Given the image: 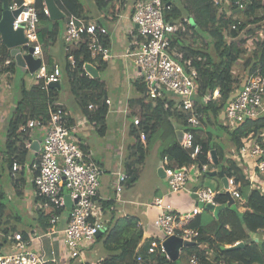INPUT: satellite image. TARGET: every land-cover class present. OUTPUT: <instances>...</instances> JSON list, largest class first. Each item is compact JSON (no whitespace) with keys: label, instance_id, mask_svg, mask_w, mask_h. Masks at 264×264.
I'll use <instances>...</instances> for the list:
<instances>
[{"label":"built area","instance_id":"1","mask_svg":"<svg viewBox=\"0 0 264 264\" xmlns=\"http://www.w3.org/2000/svg\"><path fill=\"white\" fill-rule=\"evenodd\" d=\"M211 8L221 11L223 6L226 19H230L234 10H241L245 4L241 0H209ZM42 10L48 16L45 0L41 1ZM164 4L162 0H138L131 14V22L137 35L134 37L132 51L127 55L133 58V63L139 77L148 87L147 100H156L159 96L168 95L174 97L176 108L183 115L182 121L186 123L188 130L183 131L180 145L189 152L190 158L195 161L201 153L199 145L193 146V132L201 123V115L195 109V96L199 93L198 66L204 60L201 52L185 56L178 51L172 36L176 34L175 26L167 21L163 15ZM9 10L20 9V12L12 21V28H21L24 32L25 42L19 46V53H27L32 49V56L41 59V44L37 34L38 10L35 0H21L8 5ZM258 24L261 27L253 29L256 25H248L254 35H249L243 50H248L259 41H264V11ZM135 26H137L135 28ZM232 29L235 24H230ZM249 27L247 33L249 32ZM244 29V30H245ZM181 35L178 34L177 37ZM107 30L92 21H86L73 15H68L64 25V41L66 43V58L70 76L78 84H82L81 69L74 68L73 52L80 46L86 47L103 60L110 57V50L106 45ZM2 40L0 37V46ZM196 45V44H194ZM199 45L197 44V46ZM241 64V62H239ZM85 69V66H83ZM235 68V66H234ZM234 68L233 71L234 72ZM35 82L43 81L45 85L56 82L61 75V69L54 66L51 71L41 60L39 68L33 73ZM218 95L214 91L213 97ZM79 99L87 105L88 110L96 107L84 93H80ZM168 99V97H167ZM109 101L106 100V104ZM228 124L234 126L246 118H257L264 114V77L258 72L245 76L240 89H237L233 98L228 100L222 111ZM47 123L41 120L28 119L18 128V132H27L30 129L42 130L40 141V157L37 162L30 165L32 173L31 182L36 196L42 208L52 207L54 211L49 214L46 221V232L24 236L20 232L3 234V242H7L6 251L0 253V264H51L50 259L42 251H37L32 243L34 239L41 241L44 235L62 234V245L67 248L72 258L78 257L88 246L97 239L98 234L105 233L106 224L104 208L98 191L100 176L103 174L100 167L93 160L79 142L77 127L66 116V111L61 105L49 107ZM132 125L138 131L142 139L146 134L140 130V116L134 117ZM30 144L27 145V147ZM211 163L210 153L206 155ZM10 177L16 179L17 173L22 170V165L16 157H10ZM167 157H164V162ZM238 164L242 166L246 179L251 188H260L256 180L258 176L264 177V146L245 140L240 148ZM250 161V163H248ZM252 162V164H251ZM203 174L209 170L208 164L190 163L181 167H164L165 179L168 183V194L164 197H155L151 205L157 210L153 219V226L161 232L158 237L151 238L148 253L156 248L165 254L162 242L169 236H177L184 241H194L198 237V230L190 228L188 224L195 215L202 212L205 204L218 206L216 200L217 191L210 187L200 188L194 191L196 205L190 210H178L167 200L168 196L177 194L185 187L189 176L194 171ZM127 181L125 173H117L114 192L118 195ZM241 182L233 178H226V187L223 193L228 192L234 200H241ZM68 197L71 206H67L65 199ZM68 208L64 227L57 228L61 220V214ZM264 242V240H262ZM238 244V243H236ZM3 251V250H2ZM1 252V251H0ZM83 256V255H82ZM113 256H107L106 261H113ZM191 263H196V257H190ZM140 261V258L137 259ZM221 264V263H220Z\"/></svg>","mask_w":264,"mask_h":264},{"label":"trees","instance_id":"2","mask_svg":"<svg viewBox=\"0 0 264 264\" xmlns=\"http://www.w3.org/2000/svg\"><path fill=\"white\" fill-rule=\"evenodd\" d=\"M20 1L6 0L8 5ZM41 1L35 0L38 10L37 34L41 47L45 50L53 45L58 35H60V25L58 24L59 22L50 19L49 16L43 13ZM60 1L66 10L76 17L88 21L96 19L92 18L91 15H87L86 6L81 0ZM137 1L135 0L133 3V11ZM162 1L164 4V18L167 21H171L175 26L176 34L172 36V39H174L177 50L183 52L185 56H192V54L197 52H201L204 56L202 64L198 66V83L200 87L199 93L195 96V109L200 113V120L203 123V117L208 111L211 112L213 117L223 111L228 100L233 98L237 89L241 88L245 76L258 72L264 77V41H259V45L252 47L250 51L243 50L249 35H254L248 25H256L253 28L254 30L261 27L258 22L262 19L259 15L264 11V0H241L245 6L240 12H237L235 18L231 16L228 20L226 19V11L223 6H220L222 7L221 11L213 10L209 0ZM126 2L127 0H114L116 10H119ZM94 4L96 9L103 11L105 14L109 12L110 3L106 0H94ZM1 14L2 0H0V18ZM239 14L242 15L239 16ZM106 18H109L108 13ZM96 23L98 25L106 24L101 19L97 20ZM230 24H235V28L232 29ZM247 27H249V32L244 33V29ZM178 34L181 36L177 37ZM200 36L204 37L203 43L199 40L194 42V38H201ZM197 44L199 47H195ZM2 45L1 43L0 52L5 49ZM207 46L212 48V56L209 54ZM73 56L75 61L74 68L81 69L82 84L76 83L70 76L69 66L66 63L72 91L81 109L84 110L90 121H93L98 130H100V127L105 125V116L108 113L106 91L100 79L89 77V74L83 68V66L87 67L89 62L94 61L97 55L86 47L80 46L74 50ZM235 65H240L243 70H241L239 76L232 72ZM46 66L49 71L53 68V65L47 64ZM12 69L13 66H10L9 71L12 72ZM242 74L245 76H242ZM133 85L139 95V98L135 99L134 102L143 104L142 102L146 99L148 92L146 83L139 77ZM216 90L218 95L213 97V93ZM57 93L58 90L56 88H49L43 81L29 87L28 95H33L26 100L24 105L28 104L30 106L33 98L42 99V103L40 108L32 110L29 116L22 115L23 106H18L17 108L19 109L15 111L14 117L8 122L3 144L4 150L0 147V161H7L9 170L11 156L16 157L20 164H24L29 153L27 145L30 144L33 131L38 129L18 132V128L31 118L47 123L49 107L61 105L56 103L57 98L55 97ZM80 93H84L88 100L94 104L96 107L94 110H88L87 105L81 102L79 99ZM173 107H175V102L167 99L166 95L163 99L159 96L156 100H147V104L142 106L143 113L141 112L140 114V130L146 134V138L142 139L138 131L132 126L130 134L134 143L128 148L129 153L125 162L126 182L133 183L139 177L145 160L146 144L163 118L172 116L173 111H175L177 120L186 125L181 119L183 118L181 111ZM191 130L193 132L192 145H199L201 153L193 161L189 152L184 150L179 143H176L167 152L168 160L170 161V166L168 167H181L190 163H197L198 165L208 164L210 171H222L224 177L233 178L241 182L239 191L242 202L240 200L239 203V200H235L233 205L221 210L217 216L205 210L204 207L201 214L195 215L188 226L198 230L196 245L185 247L183 250H192L190 254L196 257V263L189 261L187 264H264V242L259 243L252 238L253 234L264 231V189L250 187L249 180L246 179L242 166L233 160L232 156L234 154L231 151L207 141L206 137L200 136L198 130ZM245 140L264 146V114L257 118H246L232 127L230 141L233 149L238 154ZM211 150H215L217 154L219 166L217 165L216 169L206 158L207 153ZM228 153H232V155L229 156ZM40 154V150L33 153L32 161L37 162ZM209 170L203 173L202 179H213L215 177L208 175ZM18 176L15 180L17 183L20 181V185H22L24 179L18 178ZM212 189L217 191L216 200L218 204L225 205L227 202L225 194L222 191H218L217 187ZM2 197L3 193L0 189V200ZM110 203V201L103 202L104 208L107 209ZM239 207L243 209L240 211L238 210ZM4 214L5 206L0 202V231L3 234L14 232L15 228L2 226ZM105 230L107 234L104 237L103 233L99 240L102 241L104 252L108 256H113L114 259L111 262L103 261L102 264H179L178 261L182 253L179 254L175 261H171L160 251V248L148 253L151 239L148 240L144 236L143 228L133 215L116 218L114 223L112 222L110 226H106ZM23 234L24 236L27 235L26 232H23ZM236 243H242L243 245L238 248L227 249L228 246H234ZM138 258H140V261H137Z\"/></svg>","mask_w":264,"mask_h":264},{"label":"crops","instance_id":"3","mask_svg":"<svg viewBox=\"0 0 264 264\" xmlns=\"http://www.w3.org/2000/svg\"><path fill=\"white\" fill-rule=\"evenodd\" d=\"M81 1L85 4V6H86V4L90 5V7L86 6L87 15H89V16L91 15L92 18L93 17L96 18V19H92L89 21L96 23L97 20L101 19L103 22H106V24L101 25V26H103L107 30L106 45L110 50V57L106 60H103L100 56L97 55V58L94 59V61L89 62L87 64V66L89 68L85 67V72H87L89 74L88 75L89 77L91 76V78H99L100 79V81L104 85V88L106 91V99L109 101L107 103L108 113L105 116V125L100 127L101 129L99 130L102 135H105V133L108 131V126L106 124V120L108 119V117H110L111 115H114L115 113H117L120 110L124 111L125 115L130 114L133 118L138 117V116H140L141 112L143 113L142 106H144V104H147V100H146L147 98L142 102L143 104L134 102L135 99L139 98V95H137V93H135L136 95L132 94V91L134 90V87L132 84V79L136 77L137 72H136V68L133 64L132 57H130V55H127V53H126L127 51L130 52V51L134 50L133 49L134 45L132 44L134 37L132 34H127V33H131L132 30H134V26H133L130 18H131V14L133 11V3L135 0H127L126 4L122 5L119 10L118 9L116 10V8H115L116 6L114 3V0H106L107 2L110 3L109 9H108L109 12H107L109 15L108 19L106 18L107 13L105 14L103 11L96 9L95 4H94V0H81ZM54 2L56 4V6L58 7V9L60 10V12L62 13V18L59 20H56L57 22H59L58 24L60 25V35H58V38L56 39V41L53 45L47 47L45 50H43L41 47V51H42L41 60L46 65L47 64L53 65V67L58 66L61 69V75L59 78L60 79V88H63L64 87L63 84H65V88H66L65 100H67L69 98L70 94L74 96L72 101L70 102L72 107H73V110L72 111L70 110V106H69L70 103H68V101L62 100L59 93H57V95L55 97V98H57L56 103H59L62 105V107H64V109L66 111V116L77 127L78 139L82 143L81 144L82 147L87 152L90 153L93 160L96 162V164L102 170L103 174L100 176L102 178L106 172L105 168L103 167V165L101 163V161L104 160V158L103 157H100L99 159L94 158L93 151L95 149L92 147V150H91V145H90V142L88 140L90 131H97V130H95L97 128V126L93 121H90V118L85 114L84 110L81 109V107L77 103V101H76L77 98L72 91L71 82L68 79L67 70H66L67 59H66V54H65L66 43L64 41V25L67 21L68 15H70V14L73 16H75V15L70 13L68 10H66L65 6L63 5V3L60 0H54ZM239 11H237V12H239ZM3 12H4V8H3V0H2V14H1L0 22L3 18ZM86 21H88V20H86ZM96 24H98V23H96ZM0 37H2L1 32H0ZM8 38H9L8 43H5L1 39L2 44H3L2 46L5 47V49L2 50V52H0V124L2 125V133H1L2 141L0 140V147L5 141L8 122L11 118L14 117L15 111L19 109L17 107L23 106V108L21 110V114L29 116L31 114L30 112L32 110L39 109L40 104L42 103L41 102L42 99H34L33 98L30 106L28 104L24 105L26 103V100L33 95V94L28 95V91H29V87L36 84L34 79H33L32 83H30L29 85L25 84L26 86H24V82L21 81L20 82V88H19V90H17L16 89V83L17 82L15 81L14 77L12 78V76H13L12 74L17 70L20 71L21 73H24V72L28 73V70L26 68H23V67L20 68L15 62L14 50L17 48L18 43L21 42V40L24 38L23 30L21 31V34H17V32H14L10 36H8ZM10 66H13L12 72L9 71ZM109 66L113 67V68H118V70L122 73L123 78H124L122 81L125 83V95H124V93L117 92L116 96H114V98H112V95H110V93H109V88H108L106 82L101 80V73ZM62 76L66 77L65 81H62ZM115 88H116V86H115ZM114 99L117 100L116 101L117 105H116L115 109L112 108L114 106ZM132 126H133L132 123H130L128 125L127 132H125V130L122 127L120 128L121 131L124 133V136H126L128 134L131 137L130 132H131ZM120 129H119V131H120ZM113 131H115V128L113 129ZM33 141H39V142L41 141L35 137V131H33L29 146L32 145ZM117 141L119 142L118 138H117ZM133 143H134V141H132L127 146V148H129L131 145H133ZM176 143L178 144L179 142L175 141L174 143H172L169 146V148ZM249 143H252V142L249 141ZM119 145H121L120 142H119ZM28 148H29V153H28L29 156L33 155V153L39 152V150L35 151L34 149H31L30 147H28ZM169 148L167 149V151L165 152V155L163 156V161H164V157L167 156V152H168ZM31 163H33L32 160H31ZM31 163H30V165H31ZM248 163H250V161H248ZM167 164L168 165L170 164V161L168 160V156H167V161L164 163V165H162V167H159V169H158L159 176L165 181H166V179H165L163 168L167 167L166 166ZM251 164H252V162H251ZM21 165L23 168L20 171L21 173L20 172L19 173L23 174L25 168H24L23 164H21ZM28 169L30 170V166ZM141 170H142V167H141ZM9 173H10V170H9V167L7 166L8 179H9L10 183L12 184V186L15 188V190L18 191V193H19L20 192V186H21L20 181H19V183H17L16 180H14L10 177ZM123 173L126 174V172H123ZM18 174H17V176H18ZM31 175H32V173H31ZM191 175L193 177L192 181L189 182V180H187L188 183H186L185 187L183 188V190L181 192L167 197V200L170 203H172L178 210H183V211L190 210L194 205H196V201L193 197V195H194L193 192L199 190V189H196V187L197 186H199L201 188L206 187V186H204V184L202 182L200 183L197 179V177L199 175H201L199 172H197L195 170L194 172H192ZM17 176H16V178H17ZM18 178H19V176H18ZM256 180L260 183V185H259L260 188L264 189V177L258 176ZM27 181H29V182L31 181V176L28 177L26 180H24V182H22V190L25 191L27 194H29V197L32 198L34 196L38 200L36 193H35V189L33 187V184H30L31 190L30 189H24L26 186V185L24 186V184ZM106 183H107L106 181H104L103 183L100 182L99 191H98V195L102 201V204H103V202H109V201L111 202L107 206V209L104 208V206H103V208H104V218L103 219L106 221L105 222L106 226L107 225L110 226V224H112V222L114 220L113 217L119 218V217H124L126 215H133L137 219L139 225L143 228L144 236L148 240H150L151 238H154V237L159 238V236L161 235V232L159 230H157L153 226V223H152L153 219L157 215V210L152 205L150 206L149 203L148 204L144 203L142 201V197H140V196L136 197V198H134L133 196L128 197L126 194L122 195L123 191H121V195L119 198L117 197L116 194L112 198L105 196L106 194L103 193V190H105V188H106ZM107 188H109V185ZM158 188H159V190H157L158 193L160 191L164 192L162 194L163 196L162 195H155L153 197V199L157 196L164 197V196H167V194H168V190H166L167 186L163 187V189H161V190H160L159 186H158ZM223 188L224 187L217 188V190L223 191ZM234 202H235V200H234ZM241 202H242V200H241ZM239 203H240V200H239ZM145 204H146V207H148V205L151 207L150 210L147 209L146 212H144V214L148 218V219H146V222L142 218H140L136 215V212L140 210V207L145 205ZM129 205H130V207H129ZM30 208H31V206H30ZM242 209H243L242 207H239L238 210L241 211ZM117 211H119L116 214L117 216H114V212H117ZM211 213H213V212H211ZM32 216H33V219L36 217L35 215H32ZM65 219H66V215L63 216L61 214V220L57 224V228L59 230H62V228L64 227ZM36 223H37V225H39L40 228H42L43 232L46 231V228H45L46 223H45V221L41 222V217L36 220ZM14 232L23 233L25 231H20V230L15 229ZM26 233L28 235L30 234L31 236L32 235L34 236L35 234H41L40 232H37V233L26 232ZM45 236H52L51 240L56 243V246L58 245V248L63 247V245H62V234L60 232H58V233H55L52 235H44L42 237L41 241H37L36 239H34L32 245L37 251H42L45 253V249H44V245H43V238ZM101 236L102 235H98L94 244L91 246H88V250L85 251V254L83 255V258H82V261H81L82 264H87V263L88 264H95V263L102 264L103 261H106L105 259L108 255L102 249V241L99 240V238ZM252 238L256 242H259V243L262 242V240H264V231L253 234ZM193 242H195V245H196V239ZM93 247H95V248H93ZM183 249L180 250V253ZM2 250L6 251L4 243H0V251H2ZM60 254H61L60 249H50L49 257H48V259H50V263L51 264H60L61 263V260H59ZM45 255H46V253H45ZM191 256H193V255L190 254V257ZM79 263L80 262H78L77 264H79Z\"/></svg>","mask_w":264,"mask_h":264},{"label":"rangeland","instance_id":"4","mask_svg":"<svg viewBox=\"0 0 264 264\" xmlns=\"http://www.w3.org/2000/svg\"><path fill=\"white\" fill-rule=\"evenodd\" d=\"M86 6L90 7L89 4H86ZM240 12V11H239ZM233 18L237 16V12H232L230 14ZM242 14H239L241 16ZM247 29L244 30V33H247ZM133 37H136L137 32L136 30H132L131 33ZM201 38H194V42L199 40L202 42L204 40V37L200 36ZM193 42V40H192ZM203 43V42H202ZM258 46L259 43H256ZM207 50H209V54L212 56V48L207 46ZM67 59V58H66ZM133 59V58H132ZM134 64V63H133ZM21 68V67H20ZM241 66L235 65L234 68V74H238V76L241 74ZM243 71V70H242ZM137 72V71H136ZM29 73V72H28ZM27 72L21 73L20 71H15L12 75V78L14 77L16 83V89L19 90L20 88V82H24V86L29 85L32 83L34 79L33 74H28ZM242 76H245L242 74ZM123 75L118 70V68L113 67H107L102 73H101V80L105 81L108 88L109 93L112 95V98L116 96L117 92L124 93L125 95V83L122 81ZM139 79V74L136 73V77L132 79V84H134L135 81ZM66 77L62 76V81H65ZM26 84V85H25ZM63 88H60L58 90V93L60 94L62 100H65V93L66 88L65 84H63ZM116 86V88H115ZM134 87V85H133ZM135 90V87H134ZM132 91V94L136 95L135 91ZM138 95V94H137ZM73 95H69V98L65 101H68L70 103L73 99ZM168 99L174 101V97L171 95L167 96ZM117 100L114 99V106L112 108H116ZM203 102V101H202ZM123 103V102H122ZM70 110H73V107L71 103L69 104ZM176 107V106H175ZM175 107H173L175 109ZM225 108V107H224ZM117 112V111H116ZM137 114V113H136ZM133 117L129 115H125L124 111L120 110L114 115H111L106 120V124L108 126V131L105 133V135H102L100 131L98 130V127L95 129L97 131H90L89 134V142L92 147L95 149L93 151V156L95 159H99L100 157H103L104 160L101 161L103 167L105 168L106 172L103 175V177H100V182L103 183L106 181V188L103 190V193L106 194L105 196L112 198L115 196L114 188L117 180V173L119 172H126V159L127 155L129 153V150L127 146L133 141L132 136L130 137L128 134L124 136V133L121 131V127L127 132L128 125L132 123ZM203 123H200L198 127L195 129L198 130V133L202 137H206L207 141L211 143H215L218 146L223 147L227 151H231L234 156H232L233 160L238 164L239 161V154L238 152H235L233 149V146L230 141V131L232 130V125L230 126L225 119V117L222 115V112H220L216 117H213L211 112L208 111L207 114L203 117ZM115 128V131L113 129ZM120 129V131H119ZM187 129V126L183 123H180L177 121V116L175 111H173V115L169 117L163 118L162 122L158 125L157 129L152 132L149 141L146 144V155H145V161L142 166V170L140 172L139 177L133 182L129 183L125 182L122 195L133 196L136 197H142V201L146 204L149 203L151 206V202L153 200V197L155 195H162L164 192L160 191L158 193L157 190H159L158 186L160 187V190L163 189V187H166V190H168V183L167 180H163L158 173L159 167H162L164 165L163 156L165 155V152L169 148V146L174 143L177 140V130H183L185 131ZM35 131V137L39 140L42 139V132L38 128ZM76 131V135H78ZM1 133H2V125L0 124V140L1 139ZM123 135V136H122ZM78 138V136H77ZM117 138L119 139V142L117 141ZM80 142V140H79ZM4 144V143H3ZM3 144L1 145V149L4 150ZM80 144H82L80 142ZM124 147V148H123ZM232 153H228V155H232ZM238 154V155H237ZM34 156L28 155L26 160L24 161V172L23 174H19V178H23L26 180L28 177L31 176V171L28 169L31 163V160ZM219 166V164H217ZM217 165H213L214 169L217 168ZM7 161L2 160L0 162V189L2 190L3 197L1 198L0 202L5 206V214L3 216V227L7 228H15L20 231L25 232H33L37 233L40 232L41 234L45 233L43 232L42 228L37 225L36 220L41 217L42 221H47L49 214H51L54 209L52 207L49 208H42L40 201L36 199V197H29V194H27L25 191L22 190V185L20 186V192L15 190V188L10 183L8 176H7ZM170 166V165H166ZM203 174L199 175L197 177L198 181L204 184L206 187H217L222 188L224 187V182L222 178H220L218 175H215L213 179L204 178L202 179ZM219 178H218V177ZM193 179L192 175L189 176L188 180L191 182ZM188 183V182H187ZM31 181H27L24 186V189H30ZM109 185V188H107ZM201 187L197 186L196 189H200ZM121 195V192L117 195L119 198ZM163 196V195H162ZM31 200V201H30ZM39 201V202H38ZM146 204L140 207V210L136 212V215L140 218H142L145 222L146 215L144 212H146L147 209L150 210V206L146 207ZM31 208H30V206ZM130 207V205H129ZM31 209V210H30ZM68 208H66L62 215L67 216ZM114 212V216H117L118 213ZM36 217L33 219V216ZM113 223L116 219V217H113ZM104 237L107 234V231H105ZM50 239V240H49ZM52 236H45L43 238V245L46 253V257H49V251L50 249H60L61 254L59 256V260H61L60 264H82V258L85 254V251L88 250V248L84 247V250L81 252V254L76 257L72 258L70 256L69 250L65 247H59L56 246V243L51 240ZM0 243H4V246H7V242H3V234L0 231ZM94 244V243H93ZM92 244V245H93ZM95 248V247H93ZM59 251V250H58ZM190 251L182 250L180 260L178 261L179 264H187L189 263V257H190ZM4 251H1L0 253H3ZM88 264V263H87ZM97 264V263H95Z\"/></svg>","mask_w":264,"mask_h":264},{"label":"water","instance_id":"5","mask_svg":"<svg viewBox=\"0 0 264 264\" xmlns=\"http://www.w3.org/2000/svg\"><path fill=\"white\" fill-rule=\"evenodd\" d=\"M45 3H46L47 10H48V16L50 19L59 20L62 18V13L60 12L58 7L56 6L54 0H45ZM3 8H4V12H3V18L0 22V32L2 34L1 39L5 43H8V39H9L8 36H10L12 33L17 32V34H21V31H22L21 28H19L17 30H14L12 28V21H13L14 17L20 12V9L10 11L8 9V5H7L6 0H3ZM237 11H239V9L234 10V12H237ZM136 27L137 26H135V28ZM25 41H26L25 38H23L21 40V42L18 43L17 48L14 50L15 62L19 67L26 68L29 73L33 74L37 70V68H39V66L41 64V59L40 58H34L32 56V54H31L32 49L31 48L28 49L27 53H24V54L19 53V46L22 45ZM87 68H89V67L87 66ZM48 87L49 88H56L57 90H59L60 89V79H58L56 82H49ZM176 134H177V140L180 143V141L182 139L183 131L177 130ZM30 148L34 149L35 151H38L40 148V142L39 141H33ZM209 153H210L212 164L217 165L218 159H217V154H216L215 150H211ZM208 175L209 176L218 175L220 178H222V180L224 182V187H226V177H224L222 171L212 170L208 173ZM224 194L227 198V202L225 205H218V206L214 207L211 204H205L203 206L204 209L208 210L210 212H213V214L215 216H217V214L221 210H223L226 207H230L231 205H233L235 202H234V199L230 196V194L227 191L224 192ZM193 197H195V195H193ZM68 200H69L68 197H66V199H65L66 205L71 206V202ZM194 245H195V242L184 241L177 236H169L162 242V248L164 249L166 256L171 261H175L179 257L181 249L188 247V246H194ZM242 245H243L242 243H238L234 246H228L227 249L238 248V247H241Z\"/></svg>","mask_w":264,"mask_h":264},{"label":"clouds","instance_id":"6","mask_svg":"<svg viewBox=\"0 0 264 264\" xmlns=\"http://www.w3.org/2000/svg\"><path fill=\"white\" fill-rule=\"evenodd\" d=\"M212 163V162H211ZM210 171V170H209ZM212 171V170H211ZM166 255V254H165Z\"/></svg>","mask_w":264,"mask_h":264}]
</instances>
